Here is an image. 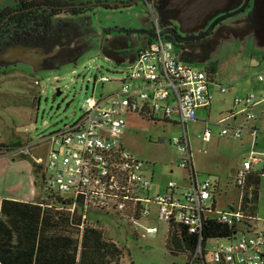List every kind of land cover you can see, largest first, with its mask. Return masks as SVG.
I'll list each match as a JSON object with an SVG mask.
<instances>
[{
  "label": "built area",
  "instance_id": "1",
  "mask_svg": "<svg viewBox=\"0 0 264 264\" xmlns=\"http://www.w3.org/2000/svg\"><path fill=\"white\" fill-rule=\"evenodd\" d=\"M148 5L157 32L152 43L139 51L123 78L114 79L104 74L94 77V84L119 85L107 95L87 97L77 121L40 139L50 144L47 185L80 204L85 217L89 209H94L117 213L132 222L152 217V206L156 207L157 218L168 226L173 222L181 223L199 235V243L188 256L187 264H264V219L259 223L260 219L249 215L240 204L227 211H216L218 220L232 227L234 232L225 238L210 240L212 245L207 248L209 241L203 245L202 233L205 222L215 212L214 205L207 204L213 197L212 177L207 176L181 191L176 181H169L166 190L153 193V180L144 172L147 161L133 154L123 143L127 114L155 122H176L185 128L184 134L173 140L183 153L180 165L191 169L195 178L186 124L196 120L197 110L209 107L213 99L206 71L177 57L175 44L160 34L159 14ZM259 78L264 80V75ZM228 90L221 86L222 92ZM255 104L254 94L235 98L236 108L247 119L254 118L251 108ZM226 121L225 118L220 121L223 125L220 134L232 133L240 138L242 129ZM203 137L209 140L211 129L207 128ZM261 163L264 164V152L252 150L238 170L235 184L243 188L249 173ZM157 231L156 226L146 230L149 235Z\"/></svg>",
  "mask_w": 264,
  "mask_h": 264
},
{
  "label": "rangeland",
  "instance_id": "2",
  "mask_svg": "<svg viewBox=\"0 0 264 264\" xmlns=\"http://www.w3.org/2000/svg\"><path fill=\"white\" fill-rule=\"evenodd\" d=\"M149 12L150 7L144 2L139 6L123 9L121 12L100 9L94 20L104 27H132L138 26V20L148 16ZM175 52L180 55L181 49L177 47ZM135 60L132 63L124 61L118 63L101 50L92 48L76 62H66L58 68L39 72H34L30 66L21 63L9 65L7 68L0 66V143L15 140V135L23 137L28 140V144H33L31 152L34 159L42 157L43 164H46L50 144L39 142L41 137L77 121L82 115L81 107L87 97L107 95L119 85L118 83L102 85L101 82L94 84L95 76L100 77L104 74L114 79H121L127 67ZM189 63L198 69H215L211 75L214 104L210 117L201 115L199 120L189 122L186 126L191 142L195 174L199 181L209 175L221 181L215 197L216 211H225L231 204L237 206L241 197L235 178L237 170L249 156L250 143L247 141L248 130H243L242 139L235 138L231 134L219 135L223 127L219 120L227 116V112L235 105L233 91L223 93L220 88L235 87L236 90V87H241V94L242 92L243 95L246 92L255 94L256 100H259L264 95V80L259 78L264 75V49L231 39L211 48L206 61ZM232 75H235L234 80ZM57 89L61 91L60 95H57ZM263 106L264 103L255 107L256 119H251L252 122L256 121V124L263 121L260 127H257L259 145L264 138V110L259 111ZM204 119L209 123L206 124ZM245 119L240 114L237 122L228 118L226 123L240 124ZM126 122L127 125L122 133L123 142L136 156L155 163V167L151 164L147 165L149 173L154 168L156 176L159 170H163V176H166L167 172L168 174L175 172L179 175L185 174L187 178L192 177L188 168L179 165L183 153L173 142L176 137L184 134L185 128L182 125L166 121L155 122L136 114H127ZM207 126L213 135L208 141L203 137ZM36 143L38 144L35 145ZM21 149L19 153H23ZM36 178L40 180V175H36ZM40 188L45 198L42 185ZM207 204L211 206L212 199ZM152 211V217H144L132 222L105 212L91 211L87 212V215L89 220L103 228L108 238L114 240L123 249L124 255L120 264H187L186 254L176 255L168 250L166 240L169 226L165 221L157 218L156 207L152 206ZM257 212L260 223L264 219V176L260 182ZM214 215H217V212ZM150 226L158 228L153 235L146 232ZM211 245L212 242L209 241L207 248Z\"/></svg>",
  "mask_w": 264,
  "mask_h": 264
},
{
  "label": "trees",
  "instance_id": "3",
  "mask_svg": "<svg viewBox=\"0 0 264 264\" xmlns=\"http://www.w3.org/2000/svg\"><path fill=\"white\" fill-rule=\"evenodd\" d=\"M214 70L210 68L207 72L211 76ZM17 144L0 143V154L11 151ZM21 154L34 161L35 174L40 175L37 182L42 185L46 197L39 202L3 200L0 209V260L3 264H120L123 249L105 235L102 227L87 221L80 204L47 185L48 171L45 164L36 161L29 152ZM261 176L258 171L250 172L242 188V206L252 216L258 215ZM212 179L215 191L217 185ZM91 211L104 212L88 210ZM60 224H63L62 229L67 234L58 228ZM37 231H40L39 240L36 238ZM50 231L54 232L50 234ZM233 232L234 229L229 225L214 218L208 219L202 233L203 245L214 238H225ZM198 243L199 235L191 232L188 226L176 222L169 226L166 246L171 253L190 256Z\"/></svg>",
  "mask_w": 264,
  "mask_h": 264
},
{
  "label": "flooded vegetation",
  "instance_id": "4",
  "mask_svg": "<svg viewBox=\"0 0 264 264\" xmlns=\"http://www.w3.org/2000/svg\"><path fill=\"white\" fill-rule=\"evenodd\" d=\"M171 0H0V46L28 44L37 45L41 41L47 40L49 35L55 31L66 32L69 30H79L82 34L87 35L96 27L95 16L100 9L106 11H122L123 9L139 6L141 3L147 2L160 16V32L166 27L171 29L163 32V36L174 42L176 48L190 49L186 55L189 61L195 58L201 59L203 55H207L209 48L216 47L222 41L217 35L220 30V17L222 12L215 14L213 20H209L204 25L198 26L187 25L179 18L178 13L181 12L177 6L171 8ZM258 2V10H260V18H251L254 27V33L247 36L244 40L253 41L256 44L264 46V0H249L246 10L251 9ZM245 10V11H246ZM167 11V18L164 19V13ZM150 15V13H149ZM148 16L141 17L138 20V26L132 27H102L101 30L106 35L107 52L115 55L119 59L127 58V44L132 47L134 44L146 43L145 34L136 35L134 29L142 28L149 30L151 36L148 39H154L156 28ZM218 21L209 31L207 36H203L213 21ZM174 24L172 25V21ZM227 18L223 19V23ZM262 20V24L260 21ZM196 28V30H194ZM259 29H262L261 31ZM186 30V31H184ZM257 32V33H256ZM207 37V38H206ZM210 37V38H209ZM209 38V39H208ZM208 39V40H207ZM210 41L211 46L208 48L207 43ZM201 44H198L200 43ZM134 43V44H133ZM203 45L204 53L195 55L198 47ZM195 47L194 49H192ZM118 48L119 50H116ZM201 50V48H200ZM122 51V53H121ZM118 53V54H117ZM208 57V56H207ZM59 89H57L58 92ZM60 91V90H59ZM61 92V91H60Z\"/></svg>",
  "mask_w": 264,
  "mask_h": 264
},
{
  "label": "water",
  "instance_id": "5",
  "mask_svg": "<svg viewBox=\"0 0 264 264\" xmlns=\"http://www.w3.org/2000/svg\"><path fill=\"white\" fill-rule=\"evenodd\" d=\"M170 3L172 4L170 9H175L177 6L180 8L181 12H179L178 15L181 20L187 25L194 27L198 26L197 28H199L201 24L204 25L209 20H213V17L216 16L215 14L222 12V15L218 17V19L221 20L219 23L221 27L217 33V35L222 38L220 44L223 41L234 39L242 44L264 49L263 45L256 44L253 41L244 40L245 37L251 36L250 34L254 33L251 18L256 17L257 14L260 18L261 12L257 8L258 2H256L255 6L249 10H246L249 0H171ZM167 16V11H165L164 19L167 18ZM225 18H227V20L223 23L222 21ZM218 19L211 23L208 30L202 34L203 36H207L210 33L209 31L212 30L211 28ZM170 21H172L173 25L174 21ZM260 23L262 24V20ZM95 25L96 27L93 29L94 31H91L87 35L82 34L79 30H69L66 32L55 31L49 35L47 40L41 41L40 44L37 45L22 43L5 46L1 45L0 66H5L7 68L9 65H18L21 63L22 65L30 66L32 71L39 72L46 69L58 68L61 64L66 62H76L85 54V52L92 48L101 50L106 56L118 63H122V61L125 63H132L138 56L139 51L148 47L153 41V39L147 38L151 36L149 30L142 28L134 29L133 33L136 35H141L142 33L146 35L144 38L146 39V43L140 45L133 43L134 45H132V47L127 44L126 49L128 51L132 49L133 51L127 52V58L119 59L115 55H111V53L107 52L106 35L105 32L101 30L104 26H100L97 23H95ZM163 27L165 29L161 31L162 35L163 32L171 29V26L166 27V25H162V28ZM194 30H196V28ZM259 30L261 31L262 29ZM198 44H201V42ZM207 46L208 48L211 46L210 41H208ZM202 47L203 45L198 47L197 52L195 51L196 56L200 53L205 54V50ZM194 48L195 47L192 49ZM211 48H209V50ZM116 50L119 49L116 48ZM188 50L190 49L181 48V54L179 55L177 53V57L181 60L191 62L188 59V55L184 56ZM209 50L207 55H203L204 57H201V59L195 58L192 62L201 63L206 61L208 58L207 56L209 55ZM60 94L61 92L58 90L57 95Z\"/></svg>",
  "mask_w": 264,
  "mask_h": 264
},
{
  "label": "crops",
  "instance_id": "6",
  "mask_svg": "<svg viewBox=\"0 0 264 264\" xmlns=\"http://www.w3.org/2000/svg\"><path fill=\"white\" fill-rule=\"evenodd\" d=\"M251 57H252V55H251ZM252 59H254V58L252 57ZM232 78L234 80L235 75H232ZM209 89L213 94L212 102H211L209 107H201L197 110V119L195 121L199 120V116H201V115H204L207 118L210 117V113L212 111V106L214 104V102H213L214 93H213L212 79H211V83L209 85ZM231 90L235 94V98L237 96L244 94V92H242L243 94H241V91H240V90H242L241 87H236V90H235V87H232L227 92L231 93ZM220 91H221V89H220ZM227 92H223V93H227ZM246 94H247V92H246ZM255 99H256V96H255ZM262 103H264V95H262L259 100H256V104L254 105L253 110L255 109V107H258ZM230 109L231 110L227 112V116L222 117L221 119L225 118L226 120H228V118H229V120L232 119L234 122H237L239 120V115L240 114L243 115V114L238 112V109L236 108L235 105H233ZM262 110H264V106L259 111H262ZM221 119L219 121H221ZM255 119H256V117H255ZM195 121H191V122H195ZM204 121L206 122V124L209 123V121L207 119H204ZM229 123L235 127L241 128L242 131L248 130L249 137H247V139H248L247 141L250 143L249 144V149H250L249 152L250 153L252 150H255L257 152H264V138H262V140L260 142L261 145H259L258 144V129H257V127H260V125L263 123V121L256 124V121L252 122L251 119L246 118L243 122H240V124H234L231 122H229ZM207 128H208V126L206 127V129ZM219 135L222 136L221 134H219ZM15 137H16L15 140H11L9 142V143H14V142L17 143L18 142V144L14 147V149L12 148L11 151L4 153V154H0V209L2 206L3 200L6 198L15 199V200H22V201H30V202H39V201H42L43 199H45L42 196V190L40 188V185L37 182L38 180L36 178V174L34 171V164H33L34 161H32L31 158L25 157L21 153H19V150L22 147H26V145H28V143H27L28 140L26 141L25 139H23V137L20 138V136H18V135H15ZM212 137H213V135H212ZM242 137H243V135H242ZM242 137H241V139H242ZM211 138L209 140H211ZM206 141H208V140H206ZM2 143H7V142H2ZM190 148H191V142H190ZM191 152H192V150H191ZM250 153H249V155H250ZM192 161H193V154H192ZM172 163H174V162H172ZM148 164H151L152 167H155L156 165H155V163L147 162L145 170H144L145 174L148 177L152 178V180H153L152 189H151L153 193H157V192H161V191L166 190L167 184L169 181H176V183L178 184L177 189H178V191H181V190L192 187L194 184L199 183L204 179V177H203V179L199 181L198 180L199 178L197 177V175H195V178H193V177L187 178V176L185 174L179 175V174H176L173 170H172V172H174V173L168 174V172H167L166 176H163V174H164L163 170H159L158 175L156 176V172H155L154 168H152L151 173H149V171H147V165ZM179 165H180V163H179ZM259 165L261 167H257ZM262 165H263V163L256 165L255 169L258 171H264V166H262ZM193 167H194V161H193ZM194 170H195V167H194ZM238 170H237V172H238ZM189 171L191 172V170H189ZM167 174H168V176H167ZM176 176H177V180H176ZM262 176H264V175H262ZM262 176H261V178H262ZM214 180L216 182L217 189L215 190V194L213 196L212 202L215 203V209H216V203L217 202H216L215 197L219 191L221 181H219L215 178H214ZM259 191H260V185H259ZM239 200H241V197L239 198ZM238 204H239V201L237 202V206H238ZM237 206H235L234 204H231L229 207L232 208V207H237ZM86 219H87V221L92 223V221L89 220L87 214H86ZM62 225L63 224H60L58 226V228L62 229V227H63ZM39 232L37 231V234H36L37 240L41 239ZM53 232L54 231H50V234H52ZM62 232L67 234V232L64 229H62ZM71 234L72 233H70V235ZM71 236H73V235H71ZM0 264H3V262L1 260H0Z\"/></svg>",
  "mask_w": 264,
  "mask_h": 264
},
{
  "label": "bare ground",
  "instance_id": "7",
  "mask_svg": "<svg viewBox=\"0 0 264 264\" xmlns=\"http://www.w3.org/2000/svg\"><path fill=\"white\" fill-rule=\"evenodd\" d=\"M173 42V41H172ZM174 43V42H173ZM176 47V46H175ZM137 59V58H136ZM180 59V58H179ZM181 60V59H180ZM182 61H184V60H182ZM184 62H186V63H188V64H190L189 62H187V61H184ZM117 64V63H116ZM191 65V64H190ZM193 66V65H192ZM196 68V67H195ZM200 69V68H199ZM206 71V73H207V75H208V78H209V85H210V83H211V76L208 74V72H207V70H205ZM221 89V88H220ZM229 91V90H228ZM247 94H249V93H247ZM246 95V94H245ZM255 95V94H254ZM256 100V99H255ZM235 102V101H234ZM254 107V106H253ZM253 107L251 108V110L253 111V113H254V110H253ZM243 114V113H242ZM255 114V113H254ZM244 115V114H243ZM245 116V115H244ZM246 117V116H245ZM255 117H256V114H255V116H254V118L253 119H255ZM247 118V117H246ZM196 119H197V117H196ZM195 121V120H194ZM189 122H191V121H189ZM189 122H187V124L189 123ZM173 123H176V122H173ZM176 124H178V123H176ZM186 124V125H187ZM186 129H187V126H186ZM229 134H231L232 135V133H229ZM43 136H47V135H43ZM42 136V137H43ZM233 136V135H232ZM41 137V138H42ZM242 137V136H241ZM241 137L240 138H238V139H241ZM236 138V137H235ZM39 142H40V140H39ZM38 142V143H39ZM38 143H36L35 145H37ZM33 146V144H28L26 147H23L21 150H22V152L23 153H31L32 154V152H31V147ZM33 155V154H32ZM39 158H41L42 160L41 161H38V159ZM247 159V158H246ZM35 160L36 161H38V162H40V163H43L44 162V160H43V158L42 157H36L35 158ZM46 165V164H45ZM263 166H264V164H263ZM256 167V166H255ZM255 167H254V169H253V171H258V170H256L255 169ZM258 172H260L262 175L264 174V171H258ZM237 175V174H236ZM237 187H239V186H237ZM239 189H240V191H241V200H239V204L240 205H243V196H244V193H243V190H242V188L241 187H239ZM214 194H215V191H213V196H214ZM211 199H213V197L211 198ZM212 204L214 205V210H215V212H213V215L216 213V209H215V203H213L212 202ZM238 204V205H239ZM232 208H234V207H232ZM231 209V208H230ZM230 209H228V210H230ZM225 211H227V210H225ZM217 216L218 215H214V216H210L208 219H211V218H214V219H217L218 220V218H217ZM256 217H258V215H256ZM259 218V217H258ZM207 219V220H208ZM219 221V220H218ZM220 222V221H219Z\"/></svg>",
  "mask_w": 264,
  "mask_h": 264
},
{
  "label": "clouds",
  "instance_id": "8",
  "mask_svg": "<svg viewBox=\"0 0 264 264\" xmlns=\"http://www.w3.org/2000/svg\"><path fill=\"white\" fill-rule=\"evenodd\" d=\"M149 17H150V15H149ZM150 20H151V17H150ZM152 21V20H151ZM160 34H161V32H160ZM162 35V34H161ZM163 36V35H162ZM164 37V36H163ZM165 38V37H164ZM166 39V38H165ZM167 40H169V39H167Z\"/></svg>",
  "mask_w": 264,
  "mask_h": 264
}]
</instances>
